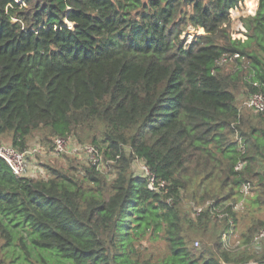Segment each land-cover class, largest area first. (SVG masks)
Wrapping results in <instances>:
<instances>
[{
  "label": "trees",
  "instance_id": "obj_1",
  "mask_svg": "<svg viewBox=\"0 0 264 264\" xmlns=\"http://www.w3.org/2000/svg\"><path fill=\"white\" fill-rule=\"evenodd\" d=\"M254 1L0 0V145L38 135L50 151L74 134L112 161L109 173L58 160L21 176L0 157V264L264 262L252 244L264 217L244 220L264 206V109L236 103L264 97V0L240 37L229 31L230 12ZM188 25L203 33L184 43ZM149 176L165 186L149 189ZM187 194L209 201L196 216L180 206Z\"/></svg>",
  "mask_w": 264,
  "mask_h": 264
},
{
  "label": "rangeland",
  "instance_id": "obj_2",
  "mask_svg": "<svg viewBox=\"0 0 264 264\" xmlns=\"http://www.w3.org/2000/svg\"><path fill=\"white\" fill-rule=\"evenodd\" d=\"M247 4L246 5H242V9L241 8H237V9H233L231 12H230V32H232V37H235L237 38L238 36L240 37L241 35L237 34L241 27V20H240V17H244V16H247L249 14H253L257 8V1L255 0L254 1V8L252 7L251 9L248 7L246 8ZM238 31V32H237ZM203 33V29L202 28H198V29H194L193 27L191 26H187L185 28V30L182 32L181 34V38L184 40V43H188L190 42L193 37L195 35H199V34H202ZM237 34V35H236ZM223 70H229V68H231L230 64L228 66H222ZM247 96H244V94H241V92L237 95V105L240 107V108H246L245 110L248 109V106L246 105V100H247ZM38 135H33V137L30 138L29 140V144H30V147L34 146V145H37L38 142H37V137ZM4 141H3V145H8L9 143V139H6V137H3ZM1 144V145H2ZM77 145V140L75 138V135L72 134L69 136V143H68V146H66V151L64 153H61L59 155L57 154H53L52 153V150L50 151H46L43 152V153H38V154H34L32 155L29 159L30 163H36V165L38 167H40V173L41 176H44V170H43V163H48L49 165H55L56 167L60 168L59 166H63L61 163L59 164L58 163V160L59 162H62L64 164V167L66 166L65 164L68 162V160H73L74 163H78L80 165H83V164H86L87 163V159L85 160V157H83L81 154V156L78 155V153L76 154L74 152V147H76ZM47 146V145H46ZM100 162L103 166V170H105V172L109 173V169L110 167H107V164H110L112 161L110 160H105L103 159L102 157V154H100ZM69 163V162H68ZM67 163V164H68ZM89 164V163H88ZM79 165V166H80ZM101 167V165H100ZM102 168V167H101ZM131 170L132 172L135 174V175H148V169L146 168V166L144 165V163L138 159V158H134L131 162ZM38 175V174H37ZM185 193V192H184ZM182 193V194H184ZM209 201L208 200H205L203 203H200V205H197L193 200L190 199V194H187L185 196H182V203L180 204V206L182 208H184L185 210L190 208V211L192 213H190L192 216H196L197 214V211L201 209V207L204 205V204H207ZM251 205L249 206V208L251 210H254L256 208V205L253 204V203H250ZM264 206L261 205L260 206V209H256L255 211H252V213H250L249 215H246L244 220L245 219H248L250 218V216H258L260 218H263L264 217ZM237 228H235V231H234V236L232 240H239V232L240 230L242 229L243 227V220H239L237 222ZM158 235V234H157ZM1 244V243H0ZM152 245L154 246H159V247H164V242L163 240L159 239L158 237L155 238V240L152 241ZM36 259H40L39 256H35L33 255L32 257V261L31 262H22V259L19 260V264H51L49 261L47 262H44V263H39L37 262ZM18 261L15 263L17 264Z\"/></svg>",
  "mask_w": 264,
  "mask_h": 264
},
{
  "label": "built area",
  "instance_id": "obj_3",
  "mask_svg": "<svg viewBox=\"0 0 264 264\" xmlns=\"http://www.w3.org/2000/svg\"><path fill=\"white\" fill-rule=\"evenodd\" d=\"M237 56V55H235ZM227 58L222 57L219 60L215 61V65L222 64ZM230 59V58H229ZM246 105L250 108H253L255 110L261 111L264 109V97L261 93H254L249 95V97L246 100ZM69 143V136L68 137H55L53 139V148L52 153L53 154H61L66 151V146H68ZM74 152L78 155H82L85 157V160L87 159V163L100 167V152L96 146L90 143L85 144H77L76 147L73 148ZM45 150L39 146L34 145L32 147H28L24 150H19L12 145H0V157L8 164V166L11 168V170L16 175H26L27 172H29L30 166H32V162L30 163L29 159L32 155L43 153ZM37 166V165H36ZM242 166V162L238 163L236 166V169H239ZM149 174V172H148ZM147 175V174H146ZM164 181H160L157 185L154 184V177L149 176L148 179V188L151 190H158L160 188H163ZM241 193L243 196L249 194V187L247 185H243L241 187ZM170 198H167V201H169ZM242 200H240L235 206V209H239L241 206ZM217 216L223 217L225 216V213L221 211V209L217 210ZM234 235L231 234H223L222 240L226 246L227 249H232L239 244L238 240H232ZM197 245V242L194 243ZM252 244L254 247L259 248L260 246L264 245V227L261 228L253 237Z\"/></svg>",
  "mask_w": 264,
  "mask_h": 264
},
{
  "label": "crops",
  "instance_id": "obj_4",
  "mask_svg": "<svg viewBox=\"0 0 264 264\" xmlns=\"http://www.w3.org/2000/svg\"><path fill=\"white\" fill-rule=\"evenodd\" d=\"M79 156H81V155H79ZM36 163H33L32 166H30V168H29V171L33 174L32 176H36L41 171L40 168L38 166H36Z\"/></svg>",
  "mask_w": 264,
  "mask_h": 264
},
{
  "label": "water",
  "instance_id": "obj_5",
  "mask_svg": "<svg viewBox=\"0 0 264 264\" xmlns=\"http://www.w3.org/2000/svg\"><path fill=\"white\" fill-rule=\"evenodd\" d=\"M255 264H264V262H260V263H255Z\"/></svg>",
  "mask_w": 264,
  "mask_h": 264
}]
</instances>
